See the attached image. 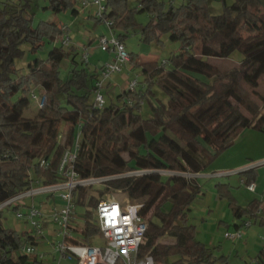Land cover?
<instances>
[{"label":"trees","instance_id":"1","mask_svg":"<svg viewBox=\"0 0 264 264\" xmlns=\"http://www.w3.org/2000/svg\"><path fill=\"white\" fill-rule=\"evenodd\" d=\"M208 1L184 0L175 5L165 0H106V11L97 21L106 19L113 31H127L136 25L134 13L145 12L149 19L141 26L142 41L159 45L167 35L178 43V49L169 54L166 66L138 63L129 54L144 81L134 90L123 88L117 101L106 100L98 108L90 97L98 73L90 75L94 79L89 85L88 72L75 59L74 46L52 45L46 58L32 57L25 68L18 65L25 48L34 55L46 42L55 43L65 28L50 20L34 24L35 0H0V204L24 191L34 179L43 184L60 181L56 169L61 154L77 131L75 170L81 178L108 179L97 189L100 197L88 195L85 187L76 189L75 204L87 208L82 227L73 229L76 238L72 241L91 244L95 235L101 236L93 208L110 188L144 204L147 228L138 257L149 255L155 264H228L227 256L215 254L214 247L195 237L189 211L203 191L186 174L203 171L239 130H264V108L252 105L242 88V83L256 87L264 73V11L260 0H232L230 4L219 0L221 12L212 13ZM76 2L48 0L44 8L52 13L69 8L75 15ZM124 36L119 33L117 37L122 42ZM236 50L240 59L226 71L206 59H226ZM64 57L70 58L66 79L59 72ZM153 85L163 91L166 101L150 99L155 94ZM35 89L42 91L45 102L29 117L25 111ZM144 101L150 108L147 116L141 113ZM41 159L48 162L45 168L39 165ZM254 169L239 172L245 175V184L254 181ZM215 186L237 219L235 229L248 219L264 227V200L254 198L241 206L228 183ZM1 218L2 208L0 264H45L36 253L21 251L22 245L36 243L33 238L4 227ZM262 240L248 264H264Z\"/></svg>","mask_w":264,"mask_h":264},{"label":"rangeland","instance_id":"2","mask_svg":"<svg viewBox=\"0 0 264 264\" xmlns=\"http://www.w3.org/2000/svg\"><path fill=\"white\" fill-rule=\"evenodd\" d=\"M184 0H165V2L173 3L175 5L181 3ZM227 4H230L232 0H225ZM261 1V9L264 11V0ZM48 0H35L34 2V19L36 24L39 20L55 21L62 25L65 29L60 35L59 39L55 43L46 42L44 47L36 54L32 55L28 49L24 57L18 60V65L25 68L27 60L32 57L46 58L48 51L52 45L60 44L61 37H68L69 47H75V59L79 62V66L86 68L88 72V83L91 84V79L94 78L90 75H95L99 72V68L102 64L113 60L114 54L110 51L102 50L98 44V38L102 35L110 38L112 35L111 28L104 20L97 21L92 16L94 10L89 5H83L80 1L76 2L77 14H72L68 8L65 11L52 13L50 10H46L44 6ZM208 7L210 12L219 13L222 10V4L219 0H209ZM134 21L136 23L134 28L127 31H120L114 28L113 33L118 36L119 33H124L125 36L122 40L124 48L132 56L138 58V63L145 62H157L159 65L165 66L167 58L172 51L178 49V43L168 40L167 35L162 36L163 43L157 45L154 42H144L140 38L141 26L144 25L149 16L145 12L134 13ZM90 35V36H89ZM89 37H93L90 43H87ZM84 48L88 49V56L85 63H80ZM67 49V48H66ZM239 51H234L229 58H206L209 62L216 65L220 70L226 71L232 66H235V62L240 59ZM70 58L64 57L59 63V72L62 79H66L69 75ZM131 78H136L141 84L144 81V76L140 71L138 65L132 64L129 60L126 65L122 67V70L117 73L111 74L108 81L106 80L102 89L105 99L107 101H117L116 96L120 93L121 89L125 86L126 82ZM94 81V80H93ZM243 93L246 94L249 102L261 108H264V73L258 80V85L251 88L245 83H242ZM154 96H150V99L154 102L155 97L166 101L167 96L157 86H152ZM37 95H42V91L35 89ZM93 99V94L90 96ZM37 103L31 98L30 106L25 111L26 116H33L36 112ZM243 113L248 117L251 114L244 109L240 108ZM150 108L147 101L141 108V113L144 116L149 115ZM77 131H75V135ZM255 165V178L254 183L257 189L254 192H250L246 188L244 182L245 175L238 171ZM130 173H134L129 172ZM140 172H137V174ZM186 174L187 177H192L201 186L203 194L200 198L193 201L189 211V221L195 225V237L205 243L208 246L214 247L215 254H223L228 257V264H248L252 262L255 254L262 246V234L264 233V227L258 225V223L251 224L248 228L243 229V236L241 239L234 240L224 237L223 233L235 231L233 226L234 219L228 209V204L225 199H220L216 192V183H228L230 190L236 201L241 206L254 199L264 200V130H258L252 127L243 128L238 131L237 135L233 138L232 143L222 152L221 155L216 157L203 171ZM104 186V182H95L85 186L88 195L99 196L100 187ZM55 196H47L45 193H40L34 197H26L24 199L25 205L20 206L17 209L13 208V205H6L2 208V224L4 227L17 229L19 232H31L33 227L26 221V216H17L18 212L26 213L27 207L31 203L43 210L45 213H49L50 208L54 204H59L61 200L58 197L57 192ZM102 197H114L117 200L125 201L126 198L130 199L126 193L122 190L107 189ZM17 206V205H14ZM87 206L76 205L77 215V228H81L84 221V212ZM94 212V208H93ZM53 229H57L56 224H52ZM251 230L255 232L254 238L248 237L246 232ZM55 231V230H54ZM43 236V237H42ZM37 235L34 246V253H36L40 260L45 264H74L75 260L68 257H63L56 249L55 244L59 237L52 235L49 230L44 229L43 235ZM252 236V234H250ZM92 245H103L104 239L100 235H95L91 242Z\"/></svg>","mask_w":264,"mask_h":264},{"label":"built area","instance_id":"3","mask_svg":"<svg viewBox=\"0 0 264 264\" xmlns=\"http://www.w3.org/2000/svg\"><path fill=\"white\" fill-rule=\"evenodd\" d=\"M83 5H89L93 8L92 16L101 19L106 11V0H78ZM111 28L112 35L110 38L102 35L98 38V44L102 50L110 51L114 54L112 61L105 62L99 68L97 78L93 82V102L94 106L101 108L105 104V96L102 91L106 80L113 73L120 72L122 67L130 60L129 53L124 48L123 43L113 33L111 21L103 19ZM60 43L63 47H69L68 37H61ZM82 61L85 62L88 56V49L84 48ZM138 85L136 78L128 80L124 86L125 89L134 90ZM31 98L42 106L45 102V95L31 94ZM128 104L131 101L127 100ZM142 103V102H141ZM58 139H63L61 135ZM79 147V134L75 138L71 146L64 149L61 154L56 173L60 176V181L54 184H43L40 179H34L28 188L9 198L0 204V208L6 205L24 206L26 197H34L37 194L45 193L48 197L55 196L57 192L61 202L54 204L49 213H45L32 203L27 207L26 213L18 212L17 216H26L33 227V231L27 232L28 236L33 240L37 235L42 236L44 233V222L56 224L57 229L53 230L52 235L59 237L55 247L63 257L72 258L74 264H155L151 256L138 257V247L143 241V237L147 228V218L142 213L144 204L141 200H131L126 198L124 201L115 199L114 197H102L98 200L95 207V223L98 226L101 237L104 239L103 245L84 244L74 242L75 237L73 229L77 224L75 191L79 187H85L95 182H104L108 177H87L81 178L74 168V163ZM39 165L46 167L48 162L44 159L40 160ZM255 167L249 166L244 169ZM242 169V170H244ZM241 171V170H240ZM247 190L254 192L256 189L254 181L246 184ZM259 213V210L256 212ZM251 221L245 220L242 227L235 229L233 232L225 231L224 237L238 240L242 238V228H248ZM76 238V237H75ZM264 239V235H262ZM21 251L25 254L34 253L33 244L26 243L22 245ZM40 257V256H39Z\"/></svg>","mask_w":264,"mask_h":264},{"label":"crops","instance_id":"4","mask_svg":"<svg viewBox=\"0 0 264 264\" xmlns=\"http://www.w3.org/2000/svg\"><path fill=\"white\" fill-rule=\"evenodd\" d=\"M90 36V35H89ZM92 38L93 37H89V40H88V42L87 43H90V41L92 40ZM124 88V87H123ZM122 88V89H123ZM121 89V90H122ZM199 173H195V175H198ZM257 189V188H256ZM249 191V190H248ZM251 192V191H250ZM263 203H264V201H263ZM43 227H44V229L45 230H49V232H51V234L53 233V228H52V225H51V223H48V222H44V225H43ZM16 231H17V229H15ZM250 234H252V236H250ZM254 234H255V232H251V230H250V232H249V230L246 232V235L248 236V237H252V238H254ZM43 237V236H42ZM35 240H36V238L33 240L34 242H35Z\"/></svg>","mask_w":264,"mask_h":264},{"label":"clouds","instance_id":"5","mask_svg":"<svg viewBox=\"0 0 264 264\" xmlns=\"http://www.w3.org/2000/svg\"><path fill=\"white\" fill-rule=\"evenodd\" d=\"M238 172H240V171H238Z\"/></svg>","mask_w":264,"mask_h":264}]
</instances>
